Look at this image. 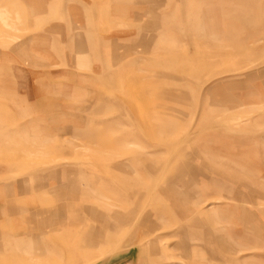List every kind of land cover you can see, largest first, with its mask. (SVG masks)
Here are the masks:
<instances>
[{"label": "rangeland", "instance_id": "obj_1", "mask_svg": "<svg viewBox=\"0 0 264 264\" xmlns=\"http://www.w3.org/2000/svg\"><path fill=\"white\" fill-rule=\"evenodd\" d=\"M157 262L264 264V0H0V264Z\"/></svg>", "mask_w": 264, "mask_h": 264}, {"label": "bare ground", "instance_id": "obj_2", "mask_svg": "<svg viewBox=\"0 0 264 264\" xmlns=\"http://www.w3.org/2000/svg\"><path fill=\"white\" fill-rule=\"evenodd\" d=\"M104 215V214H103ZM132 221V220H131ZM129 220H127L126 219V224H129ZM132 225V224H131ZM148 239H150V235L149 234H144V236H142V237H140V239H139V241L137 242L138 243V245L136 246V248L138 249H140L142 246H144L145 245V243H146V240H148ZM138 240V239H137ZM152 253H154L153 251H152ZM153 255V254H152ZM158 255V254H157ZM157 255H155V256H157ZM159 259V258H158ZM155 263V262H154ZM157 264H158V262H157ZM159 264H161L160 262H159Z\"/></svg>", "mask_w": 264, "mask_h": 264}]
</instances>
